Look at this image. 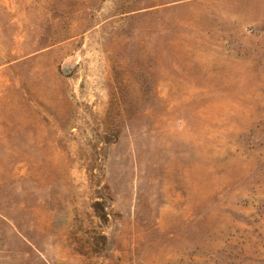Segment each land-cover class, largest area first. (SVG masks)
<instances>
[{"label":"rangeland","instance_id":"374dc122","mask_svg":"<svg viewBox=\"0 0 264 264\" xmlns=\"http://www.w3.org/2000/svg\"><path fill=\"white\" fill-rule=\"evenodd\" d=\"M0 264H264V0H0Z\"/></svg>","mask_w":264,"mask_h":264}]
</instances>
